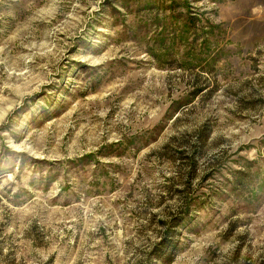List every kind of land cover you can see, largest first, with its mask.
Segmentation results:
<instances>
[{
    "label": "rangeland",
    "instance_id": "374dc122",
    "mask_svg": "<svg viewBox=\"0 0 264 264\" xmlns=\"http://www.w3.org/2000/svg\"><path fill=\"white\" fill-rule=\"evenodd\" d=\"M0 264H264V0H0Z\"/></svg>",
    "mask_w": 264,
    "mask_h": 264
},
{
    "label": "trees",
    "instance_id": "16d2710c",
    "mask_svg": "<svg viewBox=\"0 0 264 264\" xmlns=\"http://www.w3.org/2000/svg\"><path fill=\"white\" fill-rule=\"evenodd\" d=\"M162 242H163V241H162ZM162 242H161V243H162ZM167 244H169V243H165V242H164V243H162L160 246H162V245H167ZM168 246H170V244H169Z\"/></svg>",
    "mask_w": 264,
    "mask_h": 264
}]
</instances>
